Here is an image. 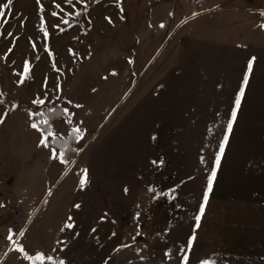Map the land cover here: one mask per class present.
<instances>
[{"label":"rangeland","instance_id":"rangeland-1","mask_svg":"<svg viewBox=\"0 0 264 264\" xmlns=\"http://www.w3.org/2000/svg\"><path fill=\"white\" fill-rule=\"evenodd\" d=\"M160 1L12 0L0 7L5 13L0 17V264H183L172 254L171 242L175 235L186 236L185 230L166 223L171 194L164 199V225L157 223L156 230L149 220L146 249L134 233L125 246L107 243L106 228L101 243L95 239V195L106 193L110 159L162 155L165 178L172 173L180 184L181 173L201 168L184 158L203 162L217 156L222 140L236 145L249 137L246 117L234 126L236 132L226 134L228 118H217H223L218 124L212 115L205 117V103L199 108L193 105L198 101H172L166 88L163 117L150 115L141 125L144 65L149 84L157 74L167 82L181 72L175 68L178 33L170 31L171 14L186 17L188 0H162L156 7ZM7 2L0 0V6ZM62 102L68 103L66 116L52 125L53 136L81 130L74 146L81 157L71 162H62L41 143L46 137L41 129L31 126L43 108ZM153 103L149 100L148 107ZM211 104V114L232 107ZM77 159L79 169H87L83 187L72 181ZM172 193L187 203L182 191ZM38 254L44 259H36Z\"/></svg>","mask_w":264,"mask_h":264},{"label":"crops","instance_id":"crops-1","mask_svg":"<svg viewBox=\"0 0 264 264\" xmlns=\"http://www.w3.org/2000/svg\"><path fill=\"white\" fill-rule=\"evenodd\" d=\"M161 4H164L162 0L156 7ZM261 13H264V0H188L186 17L171 14L170 31L178 33L175 68L181 72L177 79L167 82L157 74L154 82L151 80L149 84V66L144 65L146 72L140 83L141 125L150 115L163 117L161 94L166 88L167 96H170L167 98L172 101H198L199 104L193 105L199 108L205 103L208 106L207 110L203 109L205 117L212 115L218 124L223 118L220 121L217 118H228L232 127L230 131L224 129L226 134L232 135L234 126L246 117L248 123L244 126L249 137L238 139L236 145L230 140H222L219 148L223 145L224 155H220L218 167L217 156L196 163L191 157L184 158L188 160L185 164H197L201 168L194 173H181L180 184L174 182L172 173H167L169 178H165L162 155L150 160L144 156L132 159L130 155L110 159V167L104 172L107 174L106 193L95 195V239L99 238L98 244L103 234L101 229L106 228L107 243L130 245L135 234L140 248L146 249L149 220L156 225L165 223L164 199L171 194L172 204L167 209L171 221L167 219L166 223L171 229H184L187 236L175 235L171 242L172 254L178 253L177 260L183 261L186 255L187 262L197 264L204 260H212L215 264H264V15ZM169 18L166 15L162 20L164 25ZM253 57L252 70L235 120H232L235 100L248 62ZM161 66L163 68V64L157 63L156 68ZM149 100L154 101L151 108L147 104ZM211 102H229L232 107L211 114ZM143 128H140L141 136ZM158 133L163 134V130L156 128ZM157 142L155 146H158ZM78 163L77 159L70 170L76 168L77 175L72 181L79 184L82 171ZM214 167L216 176L197 227L195 217L200 214ZM177 190L182 191L186 204H181L178 195L172 193ZM159 228L157 225L156 230ZM193 235L195 239L189 248L188 241Z\"/></svg>","mask_w":264,"mask_h":264},{"label":"snow or ice","instance_id":"snow-or-ice-1","mask_svg":"<svg viewBox=\"0 0 264 264\" xmlns=\"http://www.w3.org/2000/svg\"><path fill=\"white\" fill-rule=\"evenodd\" d=\"M12 3V0H8L7 4H4L0 7L2 8H7L10 4ZM262 15H264V13H261ZM5 15V13L3 11H0V17H3ZM262 27H264V25H262ZM255 60V58L253 57L251 60H249L248 62V68H247V71L245 73V76H244V79L242 81V86H241V90L240 92L238 93L237 97H236V100H235V108L233 109V112H232V120H235V116H236V109L239 108V105H240V101H241V98L243 97V94H244V86L247 84L248 82V74L251 72L252 70V63L253 61ZM28 70V67L27 65L25 66V71L27 72ZM39 103H42L43 101H38ZM65 112H67V110L65 109ZM70 122V121H69ZM42 123L44 124H47L48 122L47 121H42ZM33 128H37L39 127L38 123H33L31 125ZM231 127H232V124L231 122H229L228 124V130L230 131L231 130ZM80 133H81V130L76 128V129H73V136L75 138H80ZM48 135H53V133L51 131L48 132ZM46 140L47 138L45 137L44 139H42L41 143H44L45 146H47V143H46ZM223 153V145H221V148H220V152L217 154V157H216V167H218L219 165V159H220V155ZM56 154L53 153V158H55ZM59 157L60 159L63 161H65L66 157H65V153L63 151H61L59 153ZM153 163L155 164L156 162L153 161ZM216 167L213 168L212 172H211V175L209 177V180H208V187L204 193V198H203V203L200 207V214L197 215L195 217L196 221H197V227L199 226V221H200V218L201 216L203 215L204 213V205L207 203V200H208V194L211 192L212 190V183H213V180L216 176ZM83 174H82V177H81V181H80V184H81V187H83L87 181H88V175H87V169H84L82 170ZM150 191H154L153 189H150ZM78 207V206H77ZM71 225H69L70 227ZM195 239V236L193 235L192 237L189 238V241H188V247L190 248L191 245H192V242L193 240ZM183 251V249H182ZM36 259H44V256L43 254H38ZM47 259L49 260H52V257H47ZM55 264H65V261L63 260H57L55 261ZM183 264H187V256L185 255V257L183 258ZM201 264H215L214 261L212 260H204V261H201Z\"/></svg>","mask_w":264,"mask_h":264},{"label":"trees","instance_id":"trees-1","mask_svg":"<svg viewBox=\"0 0 264 264\" xmlns=\"http://www.w3.org/2000/svg\"><path fill=\"white\" fill-rule=\"evenodd\" d=\"M67 105V102H62L61 104H55L51 107H45L33 120L35 123H38L39 128L46 136L47 146L53 148L58 155L63 151L66 157L64 162H71L74 161L79 154L74 147L77 138L73 136V131L70 132L67 137L48 135L49 131L52 132V125L66 116L65 109ZM42 121H47L48 123L44 124Z\"/></svg>","mask_w":264,"mask_h":264}]
</instances>
